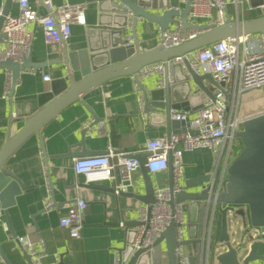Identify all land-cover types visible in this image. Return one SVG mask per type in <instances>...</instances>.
Returning <instances> with one entry per match:
<instances>
[{"label": "crops", "instance_id": "crops-1", "mask_svg": "<svg viewBox=\"0 0 264 264\" xmlns=\"http://www.w3.org/2000/svg\"><path fill=\"white\" fill-rule=\"evenodd\" d=\"M53 1L56 5L64 4L66 1L71 4H85L84 25L72 24V33L65 43L67 49L74 53L71 66L86 68L87 60L83 53L88 43L86 30L97 22L99 0ZM2 2L3 0H0V3ZM260 2L249 0L243 16L240 17H237L234 6L229 4V16L226 21L260 17L264 14V9L259 8ZM32 3L40 14L47 12L39 0H32ZM173 4L177 3L173 1ZM18 12V5L13 1L9 14L17 15ZM30 29L35 33L32 46V59L35 62H48L63 56L61 43H46L40 23H31ZM137 30L140 50L156 48L157 36L161 31L156 23L140 19ZM44 75H49L50 80H44ZM157 79L158 76L151 75L142 78L141 81L149 88H157ZM190 81L194 85V81ZM6 82L7 70L0 69V148L8 136L16 133L25 124V120L44 106L52 95L66 88L67 68L62 63H56L37 70L21 72L11 102L9 98L3 97ZM205 85L209 91L214 92L217 89V85L212 81L206 80ZM137 88L134 77L130 75L111 79L93 88L81 101L69 104L58 115L52 117L39 133L30 136L7 161V170L26 185L22 193L16 197V204L9 208V218L5 215L0 216V247L11 264H29L16 242V238L20 236H26L43 251L41 264H54L57 254L61 255L63 264H114L117 250L126 244L128 231L137 226L140 209L145 204L134 196L116 194L108 181L87 183L83 175L74 172L73 161L75 157L104 154L109 148L117 152L141 151L147 140L168 134L165 123L153 124L150 115L145 114ZM85 104L108 123V132L100 133L95 129L86 136L83 146L80 144L83 128L92 118ZM193 107L191 106L192 109L189 110L191 115L196 110ZM176 130L181 129L176 128L173 131ZM218 159V155L207 148L184 152L181 185L185 180L195 179L199 175H211L213 178L217 173ZM44 167L47 169L46 174ZM149 174L155 189L169 185L168 168ZM48 180L56 207L54 210L44 211L43 202L49 195ZM135 181L136 185L131 192L144 193L141 172L135 175ZM77 197H83L87 206L83 214L84 227L81 236L72 239L68 230L59 225V220L67 210L66 205ZM206 204L201 202L198 215L199 224L196 232L200 241L188 245L189 250L196 251L194 256L196 264L203 263L204 244L201 238L207 225ZM219 215L217 209L214 216L216 224L212 233L215 239L219 237L220 232ZM185 217L187 223L185 238H189L187 212ZM194 231L193 229L192 233ZM233 234L235 230L230 235L236 243L240 239H236ZM223 250L226 249L219 248L217 253ZM0 264H7L2 259L1 252Z\"/></svg>", "mask_w": 264, "mask_h": 264}, {"label": "water", "instance_id": "water-1", "mask_svg": "<svg viewBox=\"0 0 264 264\" xmlns=\"http://www.w3.org/2000/svg\"><path fill=\"white\" fill-rule=\"evenodd\" d=\"M260 4L264 0H260ZM44 6L43 0H39ZM13 0H6L2 15H0V29L8 15ZM191 0L181 9L171 7V0H99L98 18L95 25L87 28L88 43L85 47L86 68L71 66L73 52L67 49L65 41L61 42L63 56L48 62H35L32 55L22 63L11 60L0 61V69L12 72L13 89L10 94V102L16 91V83L21 72L37 70L50 64H64L67 68V86L61 92L55 93L47 100L34 115L27 118L25 124L16 133L9 135L0 148V216L9 218V208L16 204V197L22 193L26 185L22 180L9 172L6 168L7 161L28 138L39 133L50 122L52 117L58 115L64 108L75 101H81L83 96L93 88H97L111 79L130 75L135 83L142 89L144 112L149 114L153 124H166L168 134L176 131L189 130L188 124L182 120H174L170 117V109L189 111L191 106L197 109L201 106L202 99L198 96L190 97L192 91H203L213 97V92L206 87L205 82L212 81L218 85L211 74H199L190 68L186 73L181 64L174 67L173 83H167L164 88H149L138 77L139 71L157 61L166 62L174 56H182L191 51L209 46L214 42L235 38L244 34L262 33L264 30V14L260 17L243 18L223 24L201 23L193 25L189 22ZM133 14L131 32L125 30L129 20V14ZM180 17L185 28L195 26L202 32L191 40L182 42L177 46L166 48L156 46L149 50H140L137 38L138 20L144 19L156 23L161 30H167ZM0 35V38H3ZM133 39L128 43V39ZM76 54H79L76 52ZM194 81L192 85L191 81ZM56 91V90H55ZM92 118L87 128H83L80 144L85 145L89 130L93 129L104 119L100 118L94 110L85 104ZM176 128L181 130L173 131ZM92 131V130H91ZM242 143L241 151L231 160L227 170V181L220 192L215 191L217 183L216 174L199 175L195 179L185 180L181 185L182 190L178 194H172L170 204L184 202L188 214L189 238L183 240V244H195L200 241L197 235L198 215L201 210V202L209 205L217 203L220 222L219 237L215 239L213 252H209V262L206 258L202 264H259L264 259L262 256L263 242L254 236L250 229L264 227V112L248 116L242 123V128L236 132ZM145 153L138 154L140 171L144 180L145 192L136 194L125 192L134 196L142 203L149 206L156 202L155 188L151 175L144 168ZM169 185L172 184V170L169 165ZM240 206V207H237ZM196 210V211H195ZM241 216L245 221L243 236L235 243L229 233L228 214ZM193 229L195 230L192 233ZM134 229L129 230L125 239L126 244L117 250L121 264H160L158 248L155 253L149 249L135 251L132 245ZM157 245H165V255L169 264H179L176 255L178 245L176 237V224L172 223L161 233ZM226 249L217 253V249ZM247 252L241 257L242 251ZM0 252L2 259L11 264L5 257L3 250ZM25 260L29 264H35L32 257L22 250ZM190 264H196V258L189 256Z\"/></svg>", "mask_w": 264, "mask_h": 264}, {"label": "built area", "instance_id": "built-area-1", "mask_svg": "<svg viewBox=\"0 0 264 264\" xmlns=\"http://www.w3.org/2000/svg\"><path fill=\"white\" fill-rule=\"evenodd\" d=\"M18 5L17 15H5L0 29V61L11 60L22 63L32 55V46L35 33L30 29L33 22L42 25L47 44L61 43L71 35V25L85 23V4L56 5L53 0H43L46 8L45 14H40L34 7L32 0H13ZM173 1L177 4H173ZM6 0L0 3V15ZM176 9L185 6L188 0H171ZM236 9L237 17L243 16L249 0H191L188 20L193 25L201 23L223 24L229 16L228 5ZM264 9V2L259 5ZM129 20L125 30L131 32L133 14H129ZM202 31L195 26L185 28L180 17L167 30H161L157 36V46L171 48L182 42L191 40ZM133 39L129 37L128 43ZM199 74H211L217 82V89L213 97L203 91H192L190 97H201V106L193 115L189 111L170 109L172 119L182 120L188 124V129L195 131H176L155 139L146 141L141 151H114L109 148L104 154L90 155L88 157H75L73 161L74 172L83 175L87 183L110 182L114 192L118 195L131 192L135 185V175L140 171V161L137 157L141 152L145 153L144 168L147 170H159L169 165L172 170V184L163 185L155 189L156 202L151 208L144 205L140 209L137 226L134 229L132 245L135 251L149 249L158 254L160 264H169L165 255V245H157V240L172 223L176 224V237L178 245L175 249L179 264H190L189 256H195V249L189 250L188 245L183 244L185 238V203L170 204L171 195L178 194L182 190L181 181L184 174L183 155L186 151H194L198 148H207L218 155L217 183L215 191L223 190L227 181V168L234 157L241 151L242 145L237 137V131L242 128L243 121L248 117L240 116V101L246 92L259 91L264 86V30L262 33L244 34L235 38H227L209 44V46L191 51L182 56H174L166 62L157 61L143 67L138 77L140 79L151 75L158 76L159 88H164L167 83H173L174 67L181 64L183 70L188 73L187 65ZM33 71V70H31ZM44 80H50L49 75H44ZM19 79L17 80L18 83ZM16 83V84H17ZM4 98L10 99L13 89L12 72L7 70V82ZM139 100L144 105L142 89L138 86ZM90 121L84 126L87 128ZM97 129L100 133L108 132V123L102 121L89 134ZM92 130V131H91ZM238 138V139H237ZM237 139V142L235 140ZM42 152V151H41ZM236 152V153H234ZM45 174L47 173L44 167ZM49 195L44 199V211L54 210L56 207L52 197V191L47 183ZM87 202L83 197H77L72 203L66 205V212L60 217L59 225L66 228L70 238H79L83 229V214ZM240 207V206H237ZM206 227L201 240L204 244L203 257L209 262L210 244L214 231V216L218 204L209 205ZM122 225V224H121ZM254 236L263 242L262 256H264V227H255ZM17 244L24 252H27L35 264H41L40 258L43 251L39 250L26 236L16 238ZM203 258V260L205 259ZM114 264H121L119 253L115 255ZM62 257L57 254L54 264H63ZM259 264H264V259Z\"/></svg>", "mask_w": 264, "mask_h": 264}, {"label": "rangeland", "instance_id": "rangeland-1", "mask_svg": "<svg viewBox=\"0 0 264 264\" xmlns=\"http://www.w3.org/2000/svg\"><path fill=\"white\" fill-rule=\"evenodd\" d=\"M261 112H264V86L259 91L246 92V94L242 96V99L240 101L239 115L250 116ZM237 139L235 140V142H237ZM233 158L234 155L232 156V159ZM228 222H229V232L232 234L233 230H235V234H233V236H235L236 239H241V237L243 236L242 228L245 227L244 219L241 216H234L229 213ZM250 232L254 233L256 231L255 229H250ZM246 252H247V248H245L242 251L241 257Z\"/></svg>", "mask_w": 264, "mask_h": 264}, {"label": "trees", "instance_id": "trees-1", "mask_svg": "<svg viewBox=\"0 0 264 264\" xmlns=\"http://www.w3.org/2000/svg\"><path fill=\"white\" fill-rule=\"evenodd\" d=\"M241 148H242V145H241V147H240V150H241ZM217 213V210H216V212H215V214ZM214 222H215V219H214ZM215 224H216V222L214 223V226H215ZM214 226H213V229H214ZM215 238H214V236H212V242H211V244H210V252L212 253L213 252V250H214V247H215V240H214Z\"/></svg>", "mask_w": 264, "mask_h": 264}, {"label": "clouds", "instance_id": "clouds-1", "mask_svg": "<svg viewBox=\"0 0 264 264\" xmlns=\"http://www.w3.org/2000/svg\"><path fill=\"white\" fill-rule=\"evenodd\" d=\"M162 169H166V167H163V168H160L159 170H162ZM148 173L150 172V173H152V172H158L159 170H155V171H153V170H147V169H145Z\"/></svg>", "mask_w": 264, "mask_h": 264}]
</instances>
